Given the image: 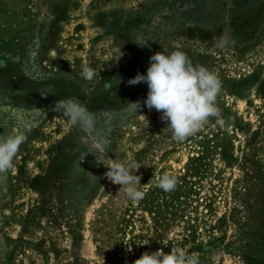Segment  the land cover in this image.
<instances>
[{
    "label": "rangeland",
    "instance_id": "1",
    "mask_svg": "<svg viewBox=\"0 0 264 264\" xmlns=\"http://www.w3.org/2000/svg\"><path fill=\"white\" fill-rule=\"evenodd\" d=\"M164 48L221 82L220 116L182 142L145 105L147 83L128 84ZM69 98L92 131L54 110ZM17 130L0 264H134L160 248L264 264V0H0V135ZM106 157L141 165L142 200L107 179Z\"/></svg>",
    "mask_w": 264,
    "mask_h": 264
},
{
    "label": "clouds",
    "instance_id": "2",
    "mask_svg": "<svg viewBox=\"0 0 264 264\" xmlns=\"http://www.w3.org/2000/svg\"><path fill=\"white\" fill-rule=\"evenodd\" d=\"M138 45L143 47L146 43ZM81 76L91 81L95 77V71L90 67H84ZM141 82H146L148 86L145 105L150 110L154 108L161 113L160 118L178 142L194 135L210 118L220 116V109L217 106V97L221 92L220 80L206 66L194 65L188 55L181 50L169 52L164 48L163 51L155 52L150 57L146 74L138 73L128 80L129 85ZM41 95L46 97L48 94ZM134 105L139 106L138 102ZM54 110L62 111L72 126H78L86 131H92L95 127V115L79 100L69 98L57 101ZM218 123L222 121L218 120ZM26 139L23 130L0 135V173H6L13 168L14 159ZM106 159L107 163L103 161L102 163L108 169L104 174L107 179L123 187L132 203L142 200L145 192L139 187L141 176L137 174L141 165L131 157L124 161L119 157L115 160L107 157ZM178 183V178L174 174H165L155 181L156 186L166 193L175 191ZM124 243L131 251L129 242ZM134 264H199V260L195 254L189 255L181 249L171 248L165 252L160 248L152 252L145 251Z\"/></svg>",
    "mask_w": 264,
    "mask_h": 264
}]
</instances>
